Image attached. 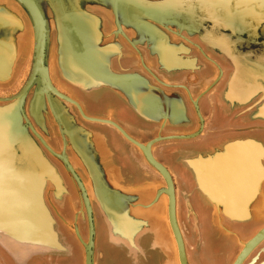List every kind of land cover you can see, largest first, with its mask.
<instances>
[{"label": "flooded vegetation", "instance_id": "obj_1", "mask_svg": "<svg viewBox=\"0 0 264 264\" xmlns=\"http://www.w3.org/2000/svg\"><path fill=\"white\" fill-rule=\"evenodd\" d=\"M35 1L49 36L44 61L53 84L43 93L34 80L23 108L31 136L55 168L44 197L70 250L21 263L0 245V264H87L88 244L91 264H264V188L251 201L243 198L248 174L235 162L248 161V151L243 144L229 148L252 140L258 152L264 150L260 95L243 102L226 93L237 60L246 75V69L264 74V0H245L249 4L235 13L234 2L225 12L212 5L215 0H179L166 7H159L166 0ZM64 11L71 22L64 32L74 52L83 50L78 33L91 17L97 32L96 39H88L95 43L91 47L107 52V58L101 57L113 71L138 75L162 90L175 112L166 99L159 111L163 115L148 120L142 115L153 113L147 102L132 105L109 88L84 90L68 81L59 66ZM9 16L28 42L13 59L14 51L9 55L7 50L13 46L10 32L14 34ZM222 21L231 27L226 38L242 37L234 46L227 43L225 57L202 42H220L216 33L220 36ZM32 41L33 22L24 6L0 0V53H6L12 68L10 76L0 78V105L26 74ZM177 110L180 117L173 116ZM228 162L231 171L225 174L220 169ZM126 191L145 201L158 195L154 214L160 229L158 236L148 231L129 248L109 241L105 219L107 212L118 213L124 204L120 192ZM169 192L178 238L168 212ZM233 196L239 200L232 204ZM247 207L250 214L242 221L223 213ZM153 217L149 215L150 227Z\"/></svg>", "mask_w": 264, "mask_h": 264}, {"label": "water", "instance_id": "obj_2", "mask_svg": "<svg viewBox=\"0 0 264 264\" xmlns=\"http://www.w3.org/2000/svg\"><path fill=\"white\" fill-rule=\"evenodd\" d=\"M18 1L24 6L33 22L34 48L30 74L27 75L25 82L13 94L4 98L8 102L0 105V114L3 116L4 125L7 126L5 131H0V149H2V152L0 151V161L3 162L2 165L0 164V216L5 220V224L0 225V245L14 260L25 263L38 255L66 254L69 252L70 246L60 232L44 197L47 185L53 180L55 168L31 136L29 132L30 124L23 108L27 90L36 76L35 67L37 64L42 67L40 70H43V78L49 81L44 61L47 31L43 12L35 0ZM61 37H63L62 31L60 32ZM86 37L78 33L83 49L81 53L66 52L64 47H61L59 51L64 56L61 62L59 60L60 69L63 76L72 84L84 90L109 88L132 105H135L137 101H144L148 105L158 106L161 109V102L166 99L173 102L162 90L151 86L138 75L119 73L112 70L109 62L103 64L100 57L93 55L95 50L92 49V43L88 41V38L86 40ZM216 38H219L220 42L205 39H202V42H206L209 48L216 49L218 55L225 57L227 44L221 43L223 40L221 36L217 35ZM60 44H63V42ZM229 46H234V43H229ZM74 63L80 67L76 71L72 69V74L66 72L65 68L70 71L71 65ZM66 66H69L70 69ZM11 71L12 68L8 67L7 77L10 76ZM142 115L148 120H157L156 117L163 114L149 113ZM258 115L259 118L264 120V114L259 111ZM40 161L44 163L43 166ZM149 161L163 173L161 166L154 159L149 157ZM262 164L264 165V163ZM262 164L259 172L260 179L258 178L257 183H255L256 191L264 188V166ZM17 171H19L18 177L14 176ZM4 176L7 179H4ZM35 180L38 182L37 187H33ZM157 196L154 195L145 201L131 191L120 192V197L124 202L123 206L118 213L107 212L112 234L127 240L129 244L132 242L134 244L141 234L151 231L149 215L153 217V213L156 211ZM168 197L169 217L172 220V229L178 238L173 219V196L171 192H169ZM254 197L255 193H250L245 198L251 201ZM31 200L33 203H31ZM164 202L165 200H162L161 204ZM144 204L149 205V207H144ZM223 213L242 221L248 217L250 210L247 207L241 211H225ZM155 215L156 213L153 222L157 219ZM91 252L92 250L88 244L87 264H91Z\"/></svg>", "mask_w": 264, "mask_h": 264}, {"label": "bare ground", "instance_id": "obj_3", "mask_svg": "<svg viewBox=\"0 0 264 264\" xmlns=\"http://www.w3.org/2000/svg\"><path fill=\"white\" fill-rule=\"evenodd\" d=\"M174 2L175 3L176 2H179V0H166L165 1V4L162 3V5L159 6V7L169 6V5H172L171 3H174ZM227 2H234L235 5H233L234 8L232 10L234 13L237 11V9L240 8V6L246 5L248 3V1H243V0H215V1H212L211 3H212V5L214 7L217 8V10L224 9L225 12H228L226 10V7L225 6L228 5V4L230 5L231 3H227ZM209 9H211V8H209ZM218 13L219 12H217V15H219ZM61 16H62L61 17V22H62V26H64V28L62 29V31H63L62 32L63 37L60 38V34H59V43L63 42V44H60V47H64V48L67 47L66 48V52L69 51L70 53H74V54L81 53V52H78V53L74 52L73 47L71 46V44L69 42V39L65 35V32H64L66 30V28L69 29L70 26H71L70 19L66 18V12L65 11L63 13H61ZM7 20L10 22V25H12L13 26L12 28L14 29V38H13L14 40H13V43H12L13 46H10V44H9V47L7 48L9 55H10V53H11L12 50L14 51V52L11 53L12 54V57L11 58L13 59V57L15 55L16 56L19 55V53H21V51L24 50L25 45H26V35L24 34V32L21 29H19L18 23L16 22V20L12 16H9V19H7ZM47 25H48L47 26V28H48V34L50 35V25H49V22L48 21H47ZM53 26H54V23H53ZM229 28H231V27L227 26L226 23L224 21H222V24L219 25V31H220L221 38H223V39L226 38L225 33L227 32V30ZM30 33H31V29H30ZM81 33L83 34V36H85V37L87 36L86 38H88V39L89 38L90 39H92V38L96 39L97 38L96 21H94V19H91V17H89V18L87 17V19L84 20V24H83L82 32ZM19 34H21V36H19ZM64 35L66 37H64ZM48 38H49V36L47 37V42H48ZM62 38H63V40H61ZM151 39L152 40H155V36L152 35L151 36ZM209 39H213V38L210 37ZM213 40H216V39H213ZM239 40H241V38ZM226 41H228L229 43H232L233 42V41H230V38L229 39H226ZM91 43L92 44H95L94 41H91ZM221 43L224 44V45H226V43L224 41L223 42L221 41ZM32 44L34 45V42L33 41H32ZM27 45H28V42H27ZM33 45L31 46V50H30L31 60L29 58V62L25 66V70H27V71L25 72L26 74L24 75V77L21 80V82L18 83L19 84L18 88L21 86L22 83L25 82V80H26L25 78L27 77V75L30 74V71H31V62H32V57H33V48H34ZM13 47H14V49H13ZM92 49L95 50V53L93 55L94 56H97V57H100L102 59L101 61H102L103 64H105V63L108 62L107 59H104V58H107V57H105L107 52H101L100 50L97 51V49H94V48H92ZM5 54H6L5 52L0 53V78L1 79H3L4 77L7 76L8 65L11 68V63L8 62V56L5 55ZM101 56H103L104 58L101 57ZM62 57L64 59V56H62V52H61L60 62L62 61ZM249 61L250 62L251 61L252 62H260V61L251 60V59H249ZM260 63L264 65V62H260ZM238 64H239V62L237 60V62H235V65H236L235 77L231 81V84L228 85V90L226 92V93H228V97H231V99H236V98L243 99V102H246V101L252 99L253 97L260 95V99L258 101V104H260L259 105V108H260L259 111H260V113L264 114V74H260L259 72H257V70L247 69V70H250V72L243 77V78H245L244 79V81H245L244 84H243V80L241 81L242 84L244 85L243 86L240 83H238V82H240L238 80L241 79V76H240L241 75V69H243V68H240ZM71 66H72L71 69H70L69 66H66V67H69L70 71L72 69H73V71H76V69H78L80 67L79 65H76L75 63L72 64ZM27 67H28V69H27ZM63 67H64V65H63ZM40 69H42V67L41 66H38V64H37L36 67H35L36 76L33 78V80H37L38 79L39 82H40V84H41V92L48 93L49 90L52 89L51 85L53 84L52 81H51V79H50V75H49L50 67H48V68L46 67V74L49 77V81L51 83H49V81H47V80H45L43 78V76H42L43 70H40ZM258 69H260V68H258ZM65 70H66V72H69L70 74H72V71L70 72L66 68H65ZM263 71H264V68H263ZM259 78H261V79H259ZM248 83L250 84L249 86H247ZM147 105H148V103H147ZM171 106H172V108H173V110L175 112V110H176V107L175 106L176 105L174 104V102H171ZM152 108H153L152 109L153 110V113H155L156 115H161V113H159L160 109L158 108V106H152ZM179 109H180V107H179ZM179 113L181 115V111L180 110L178 111V113H173V116L174 117H177V116L180 117L179 116ZM166 116L164 115V117H166ZM2 118H3V116L0 114V131H5V129L7 128V126L4 125ZM241 144H243V146ZM240 146H242L244 148V150H247L249 152L248 153V161H246L244 159H243V161H241V159L238 158L236 160V162H235L238 165H242V167H243L242 168V173L248 174V176H246V175L244 176V183H248V188H249L248 194H247V196H248L250 193H256L257 192L256 191V188H255V183H257L258 178L260 179V176H261V175H259V172L261 171V159H262V157L264 155V150L263 149H259V152H258L257 151V146H256L255 142H253L252 140H245V142H234V143L230 144V147L229 148H233V150H234V149L239 148ZM0 164L2 165L3 162L0 161ZM40 164H42V166H43L44 163L41 162ZM229 164H231V163L228 162L227 164H225L224 166H222V168L220 170L223 173L228 174L231 171V169H230V166L231 165H229ZM33 165H34V163H33ZM44 169L46 170V167L45 166H44ZM50 172H52V171H50ZM14 176L18 177L19 176V171H17V173H15ZM5 178L6 177L4 176V179ZM222 183L225 184L224 187H227V182L226 181H222ZM37 185H38V182L35 180V182L33 184V187H35V186L37 187ZM251 191H253V192H251ZM245 197L246 196H244V198ZM233 198H234L233 201L230 202L232 204L235 203L236 200H239V198L237 196H233ZM0 202H1V200H0ZM31 203H33L32 200H31ZM153 219H154V217H153ZM4 224H5V220L3 219L2 216H0V225H4Z\"/></svg>", "mask_w": 264, "mask_h": 264}, {"label": "crops", "instance_id": "obj_4", "mask_svg": "<svg viewBox=\"0 0 264 264\" xmlns=\"http://www.w3.org/2000/svg\"><path fill=\"white\" fill-rule=\"evenodd\" d=\"M245 1V0H244ZM227 3H232V2H227ZM240 4V3H239ZM226 7V6H225ZM226 8H228V5H227V7ZM227 10V9H226ZM228 12H230L229 11V9L227 10ZM13 36H14V34H13V32H10V38L11 39H13ZM19 36H21V34H19ZM230 37H227V38H224L223 40H224V42L227 44L228 43V41H226V39H229ZM240 38H242V37H238V38H234L233 37V39L232 38H230V41H233L234 42V40H239ZM14 40V39H13ZM223 40H222V42H223ZM244 69H241V79H239L238 81H240V82H238V83H240L241 85H243L244 83H245V81H244V79L245 78H243L246 74H245V72L243 71ZM247 70V69H246ZM250 72V70H248V73ZM243 80V84H242V81ZM250 84L248 83V85L247 86H249ZM244 86V85H243ZM246 90V89H245ZM251 152V151H250ZM249 153V152H248ZM248 156V155H247ZM137 196H139L140 198H141V196L140 195H137ZM105 219H106V223H107V227H108V237H109V241L110 242H112V243H114V244H116V245H118V246H120V245H124L125 247H127V248H129V247H131V243L129 244L128 242H127V240H124V239H122L121 237H119V236H116V235H114V234H112V232H111V229H110V227H111V223H110V221L108 220V214L107 213H105ZM155 221L153 222V225L151 226V232H153L155 235H157L158 236V231H160V229H158V227H157V225H155ZM164 229H165V226L163 225L162 226ZM165 231H166V229H165ZM148 231H146L145 233H147ZM145 233H143V234H141L137 239H136V241L134 242V244H133V242H132V244L133 245H135V246H137V243H138V240L145 234ZM126 243H127V245H126ZM131 249V248H130Z\"/></svg>", "mask_w": 264, "mask_h": 264}, {"label": "rangeland", "instance_id": "obj_5", "mask_svg": "<svg viewBox=\"0 0 264 264\" xmlns=\"http://www.w3.org/2000/svg\"><path fill=\"white\" fill-rule=\"evenodd\" d=\"M59 227V226H58ZM60 230V229H59ZM61 232V231H60ZM62 233V232H61ZM63 235V234H62ZM65 238V237H64ZM66 240V239H65ZM67 242V241H66ZM44 255H56V254H44ZM38 256H40V255H38ZM41 256H43V255H41ZM35 257V256H34Z\"/></svg>", "mask_w": 264, "mask_h": 264}]
</instances>
